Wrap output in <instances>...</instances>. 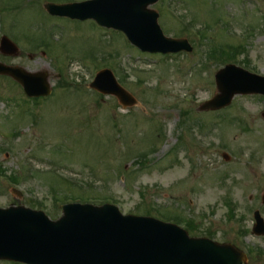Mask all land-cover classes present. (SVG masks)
I'll return each instance as SVG.
<instances>
[{
  "label": "rangeland",
  "instance_id": "1",
  "mask_svg": "<svg viewBox=\"0 0 264 264\" xmlns=\"http://www.w3.org/2000/svg\"><path fill=\"white\" fill-rule=\"evenodd\" d=\"M79 1L0 0L8 6L0 40L21 51L0 54V62L48 74L52 89L29 103L18 83L0 77V208L24 206L55 220L61 202L92 199L123 214L179 216L199 237L247 255L248 246L264 251V237L251 232L254 211L264 217V98L237 96L224 110H201L227 63L264 77V0H160L152 8L165 35L194 47L177 57L142 54L119 32L44 10ZM231 45L239 54L222 57ZM103 69L136 105L124 109L90 87ZM248 257L264 264V255Z\"/></svg>",
  "mask_w": 264,
  "mask_h": 264
},
{
  "label": "water",
  "instance_id": "2",
  "mask_svg": "<svg viewBox=\"0 0 264 264\" xmlns=\"http://www.w3.org/2000/svg\"><path fill=\"white\" fill-rule=\"evenodd\" d=\"M156 2L94 0L48 5L47 9L71 18H94L103 26L124 31L143 51L191 52L188 41L164 36L158 14L149 9ZM1 49L4 54L19 55L16 45L7 38H3ZM0 74L22 84L30 97L50 93L46 73L31 74L0 63ZM216 85L219 94L203 106L204 110L224 109L236 95H264V78L235 65L216 74ZM91 87L117 96L124 106L135 104L109 71L102 72ZM255 217V233L264 235L259 213ZM0 260L25 264H244L247 258L232 246L190 238L175 225L153 218L122 216L113 206L68 205L63 217L55 222L24 207L0 209Z\"/></svg>",
  "mask_w": 264,
  "mask_h": 264
},
{
  "label": "trees",
  "instance_id": "3",
  "mask_svg": "<svg viewBox=\"0 0 264 264\" xmlns=\"http://www.w3.org/2000/svg\"><path fill=\"white\" fill-rule=\"evenodd\" d=\"M214 50H215V49L213 48L212 51H214ZM231 50H233V51H231L230 53H229V52H226V53L224 52L223 55H222V57H224V55H227L228 57H233L234 54H235V52L237 51V49L234 50L233 48H231ZM190 224H191V223H190ZM192 226H193V225L191 224V227H189V226H187V227L189 228V230H190L191 233L196 234L195 231H192Z\"/></svg>",
  "mask_w": 264,
  "mask_h": 264
}]
</instances>
